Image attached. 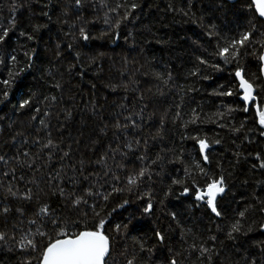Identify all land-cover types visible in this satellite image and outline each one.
<instances>
[{
  "label": "trees",
  "instance_id": "obj_1",
  "mask_svg": "<svg viewBox=\"0 0 264 264\" xmlns=\"http://www.w3.org/2000/svg\"><path fill=\"white\" fill-rule=\"evenodd\" d=\"M123 2L124 0H85V6L79 12V16L82 19L95 21L94 24L86 26V30L93 38L83 41L77 31L75 33L77 39L73 42L70 36L65 35L69 28L64 24L66 18L63 12L70 13L69 24L75 21L77 27L80 26L79 20L76 19L74 0H0V28H12L15 24L11 42L17 49L18 58L23 59L22 51L27 50V47H35L39 53L36 64L44 69L43 74L34 71L32 75L27 76L26 83L33 88L25 91L36 90L49 98L56 97L55 101L38 104L40 113L34 110H29L25 114L15 111L13 105L20 96L15 90L11 102L0 104V155H5L9 160L8 164L0 161V208L14 207L20 203L16 198L4 199L7 195V187H12L13 190L19 189L18 195L22 196L26 188H31L33 192L38 191L36 184L28 183L35 179L40 188L46 190L44 179L47 174L54 175L56 171L63 170L68 176H72L74 175L72 167L79 168L81 161L84 162L85 175L90 172L102 173L105 164L97 161L108 151L109 146L118 147L123 142L124 135L131 140L129 133H115L113 127L115 119L117 116L122 118L129 112L139 111L143 103H148L150 107L145 115L155 111L156 120H159L165 111L168 112L164 143H167L169 148L179 149L182 146L185 150L182 165L178 163L165 166V172L168 174L161 176L154 189L157 200L163 198L164 191H167V186L171 184V179L185 178L184 167L194 165L195 161L201 160L199 146L194 140H181V134L206 137L209 141L216 139L221 141L219 144H211L207 150L212 160L207 167L211 169V174H218L221 171L225 175L231 173L234 195L229 196L225 205L228 209L227 217L222 221L214 217L210 220L202 217V210L190 208L189 201L184 197H180V200H184V205L181 206L177 200L181 189L178 185L173 186L175 195L168 197L164 205L155 204L156 216L142 218V230H131L130 226V235L115 242L116 251L127 249L128 258H131L133 253L139 254L140 242H144L146 246L156 245L152 229L160 223L165 227L168 225L162 210L164 213L178 210L181 213L180 228L187 234L182 237L180 228H177L173 222V238L169 244L172 253L168 255L183 253L177 256L181 264H199V253L190 248L194 241L197 243L201 240L207 241L208 236L212 234L218 235L223 240V233L216 231L218 224L222 228L227 227L235 218L238 209L243 210L244 207L254 203L258 206L259 202L264 200V169H259L260 161L255 159L258 152L264 156V137L259 136L257 131L259 125H253L251 112L237 111L230 115L225 112V105L241 106V101L237 97L210 95L217 85L227 86L233 65H223L221 61L224 70L220 72L212 68H204L205 74L211 77L209 80H201L189 75V70H195L193 64L196 63V55L202 54L211 63L217 62V58L210 55L215 49V39L209 43L206 37H202L201 47L195 52L190 46L188 38L196 39L202 31L201 27L192 20L202 17L205 24L209 21L220 24L222 21L226 27L222 28L221 43L225 39L238 36L252 24L255 25L257 33L264 32V23L252 20L251 15L245 12L244 0L235 3L226 0L222 11H217L221 0H191V14L194 15L190 14V17H184L179 11L188 9L189 0H135L140 7L129 16L127 21L121 23L119 29H110L104 20L107 18L111 23L121 19L123 8L116 11L110 9H115L117 4ZM13 3L16 5L15 9ZM43 11L49 13L51 21L42 15ZM35 24H48V28L42 29L39 33L38 41L27 42L24 37L19 36L20 30L30 31L31 26ZM115 32L119 33L118 39L114 36ZM125 37L128 39L125 40ZM68 43H74L71 50L66 47ZM57 44L60 45V56L56 54ZM21 45L26 47L21 49ZM204 49L207 51L205 52ZM77 53H79V61L76 58ZM242 63L250 73L258 72L259 61L255 55L245 57ZM72 65L75 67H71ZM70 67L71 72H69ZM49 71L52 73L51 76L48 75ZM169 71L172 72L173 82L165 88L156 79V74L166 75ZM6 78L7 70L0 66V79ZM57 82L61 85L59 89L52 87ZM2 87L0 85V88ZM192 87L199 91H187ZM158 88L163 89L164 96L159 94ZM141 95L144 96V101L139 100ZM121 105H125L126 109H122ZM193 108L196 109L200 121L196 125L189 124L185 129L184 121L193 118L194 114L191 111ZM44 111L50 112V115L44 116ZM177 111L181 115L174 121ZM219 112H225L224 118L217 114ZM33 115L37 117L35 120L32 119ZM245 117L248 120L245 130L239 133L229 130V126L239 127ZM41 119L45 120L49 127L45 128L41 125ZM221 124L227 126L220 127ZM105 125H107L106 135L101 132ZM157 127L146 125L143 131L145 134H155ZM249 128L253 130L247 131ZM49 132L54 143L59 144L63 151L69 152L68 157L61 159L63 151L54 149L53 159L49 162L48 150L44 149L41 153V145L47 142ZM117 135H121V139L118 140ZM25 140L28 141L27 144L24 143ZM36 140H39L40 144L33 142ZM161 146L160 142H156L153 152ZM18 151L41 153L42 158L36 161L35 165V167L44 165L40 172H33L27 167L21 168L16 164L11 158ZM237 153L239 155H236ZM31 160L32 157H29V162ZM115 162H120L119 155L116 156ZM115 162L109 157L107 167L115 169ZM253 163L257 164L256 169L252 168ZM13 168L16 169L15 176L12 174ZM189 171L199 177V183L204 182L194 166L189 167ZM21 176L24 177L23 180L20 179ZM78 179L82 180V177ZM121 179L124 183L127 182L122 174ZM65 183H68L67 180ZM93 183H95L94 179ZM112 184L109 179L105 189L111 191ZM68 186L71 187L70 184ZM105 189L100 190L103 192ZM143 191L146 189H142V193ZM41 197L47 199L58 210L62 207L63 202L58 197H48L44 193H41ZM125 198L132 202L124 208H117L112 213L110 219L113 224L126 222L132 214L139 217L137 205L141 201L128 192L110 197L107 210L116 208ZM249 215V222L260 219L259 214ZM156 217H159V220ZM16 223L15 215L7 221L0 220V231H6L10 236L16 235L18 241L19 234L12 230V226ZM252 227L253 231L244 238L246 241L244 248L237 252L231 242L226 241L228 247L220 246L223 248V255L214 258L212 264H229V262L245 264L243 259L245 256L250 260L255 259L257 264H264V245L261 243L264 242V231H261L256 224ZM188 229L191 231L188 232ZM208 229H211V232ZM204 246L211 247L212 244L208 242ZM154 252L153 260L160 255L155 248ZM142 255L147 256V254ZM23 259L25 257L21 254L18 244L0 241V264H20ZM116 264H122L121 257L117 256Z\"/></svg>",
  "mask_w": 264,
  "mask_h": 264
},
{
  "label": "snow or ice",
  "instance_id": "obj_2",
  "mask_svg": "<svg viewBox=\"0 0 264 264\" xmlns=\"http://www.w3.org/2000/svg\"><path fill=\"white\" fill-rule=\"evenodd\" d=\"M226 0H221L217 11H222ZM75 11L77 13L76 19L79 20L80 26L77 27L76 22L69 24L70 13L64 11L63 15L66 18L64 24L68 25L69 31L65 33L70 36L73 42L77 39L75 33L78 31L79 38L83 41H88L93 37L86 30L88 24H94L95 21L82 19L79 12L85 6V0H74ZM103 6V3H102ZM16 5L13 3V9ZM140 5L135 0H124L123 3L117 4L116 11L123 8L124 12L121 19L111 22L106 18L104 23L110 29H119L123 21H127L129 16L138 9ZM244 9L247 14H250L252 20H259L264 23V0H244ZM173 11H176L173 9ZM180 13L184 17H190L191 14V0H189L188 9H180ZM42 15L51 21V16L48 12L43 11ZM194 15V14H191ZM193 23L198 24L202 31L196 39L188 38L190 46L195 52L201 47L200 40L206 37L211 43L213 39L216 41L215 49L210 54L217 58L216 63H211L202 54L195 56L196 63L193 64L195 70H189V75L198 77L201 80H209L211 77L204 72V68H212L217 72L223 71V65H233L234 68L229 72L231 77L227 86L224 84L217 85L210 93L216 97H237L241 101L239 107H228L225 105V112L231 114L234 112H243L253 114V125L258 124L260 137H264V32L257 33L254 24L242 32L238 36L225 39L221 43L223 37V27L226 25L221 21L220 24L209 21L203 22V18H196L192 20ZM251 23V21H250ZM48 28V24H35L31 26L30 31L20 30L19 36L24 37L27 42L35 43L39 39V33L42 29ZM15 29V24L12 28H0V66L7 70V78L0 79V104L11 102L13 97V90L20 93L19 99L13 105V109L21 114L29 110H34L40 113L41 109L37 105L49 101H55L56 97H48L42 92L38 93L36 90L25 91V89H32L33 86L26 83L27 76L32 75L33 72H41L44 69L36 64L39 59V53L35 47H27V50L22 51L23 59L18 58L17 49L13 47L11 42L12 34ZM115 38H119V33H114ZM131 36V33H129ZM128 37H125L127 40ZM74 43H68L67 49L71 50ZM26 45H21L24 49ZM57 56L61 55L60 45H56ZM7 50V51H6ZM206 52L207 49H204ZM255 55L258 64V72L250 73L249 69L242 63L245 57ZM77 61H79V53H77ZM71 67H75L72 65ZM71 67L69 72H71ZM48 75L52 73L49 71ZM43 78V75L41 76ZM156 79L166 88L173 82L172 72L169 71L164 74L157 73ZM53 88L59 89L61 85L57 82L52 85ZM187 91L197 92L199 89L192 87ZM161 96L165 95L163 89L158 88ZM144 96L139 97L140 101H144ZM150 107L148 103H143L139 111L129 112L128 115L117 116L113 127L116 134H131V140L127 135L123 136V142L116 148L109 146L108 151L101 157L97 163H104L105 169L102 173L90 172L85 175L84 162H80V167H72L74 175L68 176L63 170L56 171L55 174H47L44 179L45 188H40L36 180H30L28 183L36 184L38 191L33 192L31 188H26L22 196L18 195L19 189L13 190L12 187H7V195L4 199L9 197L16 198L20 201L18 206L10 207L3 206L0 208V220L7 221L13 215L17 218V223L12 226V230L19 234L17 241L16 235H9L6 231H0V241H11L13 244H18L21 254L25 259L21 260L20 264H116L117 256L122 258V264H181V260L177 258L183 253H172V248L169 246L173 238V222L177 228L181 225V213L178 210L169 211L162 214L168 220V225L165 227L162 223L158 224L152 229L153 236L156 240V245L146 246L144 242L139 243V254L133 253L131 258H128L129 253L127 249L117 252L115 242L118 239H124L130 235L131 230H142L143 225L141 219L149 216H156L155 204H165L168 197L175 195L173 186L178 185L181 189L177 200L180 205H184V197L189 201V207L195 210H202V217L210 220L218 218L221 221L227 217L228 209L225 206L228 203V198L232 193L231 173L225 175L223 171L218 174H211V169L207 167L212 163L210 153L207 151L211 144H219L221 141L216 139L209 141L206 137L192 136L181 134V140H194L199 146V155L201 160L195 161L194 165H189L198 170L204 182L199 183V177L189 171V167H184V179H171V184L167 186V191H164L163 198L157 200L154 195V189L162 175H167L165 172L166 165L183 164L185 157V150L181 146L179 149L169 148L165 141V124L168 119V112L165 111L159 118L155 119V111L145 115L146 110ZM122 109H126L125 105H121ZM179 108V105H177ZM194 114L193 118L184 121V128L187 129L189 124L196 125L200 121V117L196 114V109H191ZM225 112L217 113L221 118H224ZM44 116H49L50 112L44 111ZM70 115V114H69ZM180 112L177 111L174 117L180 118ZM37 117L32 116L35 120ZM150 122V123H149ZM248 123L247 117L239 124V127L229 126V130L234 133H239L246 128ZM40 124L45 128L49 127L45 120L41 119ZM148 125L157 127L155 134H145L143 129ZM227 125L221 124L220 127ZM249 128L247 131H252ZM101 132L107 134V125L101 129ZM22 135V134H18ZM247 139V136L245 137ZM117 139H121V135H117ZM15 141V138H13ZM40 144L39 140L33 141ZM156 142L162 145L159 149L153 152L156 147ZM28 143L27 140L24 141ZM44 149L48 150L47 160L50 162L53 159V150L63 151L60 145L54 143L51 138V132L48 133L47 142L41 145V153ZM123 149H126L124 151ZM41 153H31L30 151H18L11 159L15 160L21 168L27 167L33 172H40V167H35L36 161L41 160ZM120 156V162L116 161V156ZM236 155H239L238 153ZM69 152L63 151V156L68 157ZM29 157H32L29 162ZM111 158L115 162V169L107 167V159ZM257 161H260L259 169H264V156L257 153L255 156ZM0 161L5 164L9 160L5 155H0ZM131 166V168L129 167ZM252 168L256 169L257 164L253 163ZM16 169L13 168V176H15ZM121 174L126 183L121 179ZM8 175V173H5ZM78 177H82L78 179ZM95 180L93 183V179ZM24 179L23 176L20 177ZM113 182L111 191L105 189L108 180ZM67 180V184L65 183ZM103 180V183H101ZM55 181V183H53ZM247 183V181H245ZM71 185L69 187L68 185ZM99 185V187H97ZM116 185H122L117 187ZM100 189H105L101 192ZM142 189H146L143 191ZM163 191V189H161ZM124 192L135 195L141 203L137 205L139 217L132 214L128 217L126 222L115 223L110 219L112 213L117 208H124L132 201L125 198L119 203L116 208L108 209L110 197L119 195ZM44 193L48 197H58L62 200V207L58 210L51 205L47 199L41 197ZM91 201V203H90ZM250 213L259 214V220H250ZM159 220V217H156ZM256 224L261 231H264V200L259 202L257 206L255 203L246 206L243 210H237L235 218H233L227 227H220L218 224L216 231L223 233V240L216 234L208 236L207 241H196L190 245L194 252L199 253V264H212L214 258H219L223 255V248L228 247L225 243L231 242L237 252L244 248L246 243L245 237L253 231L252 225ZM188 232L191 229L187 230ZM211 232V229H208ZM187 232L180 228V235L183 237ZM211 242V247L204 246ZM264 245V242H261ZM223 246L221 248L220 246ZM154 248L160 252L155 260ZM246 251V250H245ZM114 252L116 255H114ZM147 254V256L142 255ZM245 264H257L255 259H249L247 256L243 257ZM231 264V262H229ZM238 264V262H236Z\"/></svg>",
  "mask_w": 264,
  "mask_h": 264
},
{
  "label": "water",
  "instance_id": "obj_3",
  "mask_svg": "<svg viewBox=\"0 0 264 264\" xmlns=\"http://www.w3.org/2000/svg\"><path fill=\"white\" fill-rule=\"evenodd\" d=\"M227 1H229V2H231V3H235V2H237L238 0H227Z\"/></svg>",
  "mask_w": 264,
  "mask_h": 264
}]
</instances>
